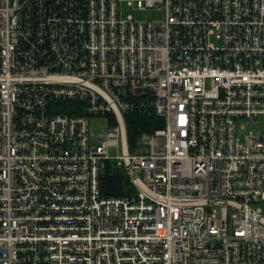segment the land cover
<instances>
[{
  "label": "built area",
  "instance_id": "2783aa9c",
  "mask_svg": "<svg viewBox=\"0 0 264 264\" xmlns=\"http://www.w3.org/2000/svg\"><path fill=\"white\" fill-rule=\"evenodd\" d=\"M262 116L264 0H0V264H264Z\"/></svg>",
  "mask_w": 264,
  "mask_h": 264
},
{
  "label": "trees",
  "instance_id": "16d2710c",
  "mask_svg": "<svg viewBox=\"0 0 264 264\" xmlns=\"http://www.w3.org/2000/svg\"><path fill=\"white\" fill-rule=\"evenodd\" d=\"M72 102H65V106L59 112L83 113ZM128 142L131 151H135L140 142L142 132L153 133L155 130L163 128L165 121L155 113H134L125 116ZM101 192L106 197H117L133 195L137 192L135 185L129 176L121 169L112 168L110 164L106 166L101 176Z\"/></svg>",
  "mask_w": 264,
  "mask_h": 264
},
{
  "label": "rangeland",
  "instance_id": "374dc122",
  "mask_svg": "<svg viewBox=\"0 0 264 264\" xmlns=\"http://www.w3.org/2000/svg\"><path fill=\"white\" fill-rule=\"evenodd\" d=\"M125 15L132 14L135 19L138 20H159L162 17V11L158 9H137L136 7H127L124 10ZM108 126V122L105 118L96 119L91 118V128L95 134L102 133L103 129ZM264 128V116L260 118L259 126H255L252 130L254 132L262 131ZM241 137L244 135L239 134ZM109 153L114 156L117 155V148L111 147Z\"/></svg>",
  "mask_w": 264,
  "mask_h": 264
}]
</instances>
